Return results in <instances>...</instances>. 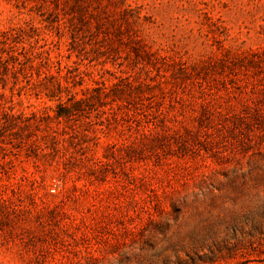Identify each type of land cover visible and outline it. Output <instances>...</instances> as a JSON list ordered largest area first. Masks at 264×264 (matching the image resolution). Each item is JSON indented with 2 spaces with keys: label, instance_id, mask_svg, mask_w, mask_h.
Instances as JSON below:
<instances>
[{
  "label": "rangeland",
  "instance_id": "rangeland-1",
  "mask_svg": "<svg viewBox=\"0 0 264 264\" xmlns=\"http://www.w3.org/2000/svg\"><path fill=\"white\" fill-rule=\"evenodd\" d=\"M0 264H264V0H0Z\"/></svg>",
  "mask_w": 264,
  "mask_h": 264
}]
</instances>
